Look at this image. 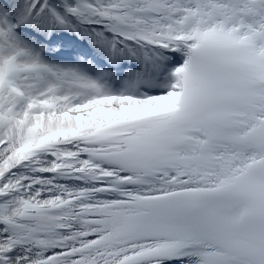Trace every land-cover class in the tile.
Instances as JSON below:
<instances>
[{
    "label": "snow or ice",
    "instance_id": "obj_1",
    "mask_svg": "<svg viewBox=\"0 0 264 264\" xmlns=\"http://www.w3.org/2000/svg\"><path fill=\"white\" fill-rule=\"evenodd\" d=\"M0 264H264V0H0Z\"/></svg>",
    "mask_w": 264,
    "mask_h": 264
}]
</instances>
